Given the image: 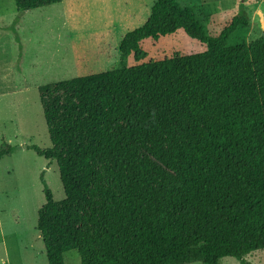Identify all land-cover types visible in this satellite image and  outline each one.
<instances>
[{
    "label": "trees",
    "instance_id": "1",
    "mask_svg": "<svg viewBox=\"0 0 264 264\" xmlns=\"http://www.w3.org/2000/svg\"><path fill=\"white\" fill-rule=\"evenodd\" d=\"M61 0H14L17 11ZM242 6L216 36L177 0H155L118 44L119 66L38 88L50 146L29 145L59 171L55 200L39 175L48 264H222L264 249V34ZM181 29L206 49L143 60L145 39ZM129 56L138 62L126 66ZM16 150L0 143V159Z\"/></svg>",
    "mask_w": 264,
    "mask_h": 264
},
{
    "label": "rangeland",
    "instance_id": "2",
    "mask_svg": "<svg viewBox=\"0 0 264 264\" xmlns=\"http://www.w3.org/2000/svg\"><path fill=\"white\" fill-rule=\"evenodd\" d=\"M73 1L72 8L70 0H62L59 4L19 12L14 0H0V143L5 141L16 147L0 159V264H48L36 229L37 210L45 201L40 173L55 200L62 199L64 194L57 164L27 146H50L38 88L81 76L84 69L76 66L75 49L71 48L72 43L69 46V39L73 36L71 25L85 23V0ZM177 1L181 8H189L196 15L211 36L218 35L242 6L249 27L234 32L228 45L250 42L264 34V0ZM141 46L147 55L139 62L206 49L205 43L181 29L155 41L145 39ZM136 63L132 56L125 61L126 66ZM116 66L119 59L107 69ZM244 258L250 264H264V249ZM64 262L81 264L78 252L65 251ZM222 264L240 262L224 257Z\"/></svg>",
    "mask_w": 264,
    "mask_h": 264
},
{
    "label": "crops",
    "instance_id": "3",
    "mask_svg": "<svg viewBox=\"0 0 264 264\" xmlns=\"http://www.w3.org/2000/svg\"><path fill=\"white\" fill-rule=\"evenodd\" d=\"M154 2L155 0H85V23L78 21L74 26L70 24L73 36L69 39V46L72 43L71 48L75 49L76 66L84 67L79 74L103 72L117 63L120 40L127 32L145 23ZM70 5L71 8L74 7L73 0H70Z\"/></svg>",
    "mask_w": 264,
    "mask_h": 264
}]
</instances>
